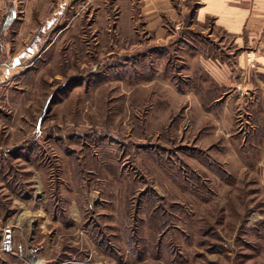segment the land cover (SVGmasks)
Instances as JSON below:
<instances>
[{
    "label": "rangeland",
    "instance_id": "rangeland-1",
    "mask_svg": "<svg viewBox=\"0 0 264 264\" xmlns=\"http://www.w3.org/2000/svg\"><path fill=\"white\" fill-rule=\"evenodd\" d=\"M141 5L0 0V238L44 264H264L262 120L186 64L208 27Z\"/></svg>",
    "mask_w": 264,
    "mask_h": 264
},
{
    "label": "crops",
    "instance_id": "crops-1",
    "mask_svg": "<svg viewBox=\"0 0 264 264\" xmlns=\"http://www.w3.org/2000/svg\"><path fill=\"white\" fill-rule=\"evenodd\" d=\"M179 8L174 0H142L137 17L157 25L179 22L184 15L199 24L202 31L208 27L209 39L217 44L213 56L195 49L187 53L186 62L191 57L195 70L207 75L206 80L217 89L212 102L225 104L234 98L246 113L245 118H258L262 120L260 127L264 126V0H194L193 4L186 1L184 10ZM164 30L151 31L154 39L168 37ZM230 132L223 131L226 139ZM227 142L230 144L229 139ZM15 261L0 254V264Z\"/></svg>",
    "mask_w": 264,
    "mask_h": 264
},
{
    "label": "built area",
    "instance_id": "built-area-1",
    "mask_svg": "<svg viewBox=\"0 0 264 264\" xmlns=\"http://www.w3.org/2000/svg\"><path fill=\"white\" fill-rule=\"evenodd\" d=\"M41 246H25L21 243H15L14 230L12 226L6 225L2 228L0 238V253L13 256L24 264H40L43 259L40 258Z\"/></svg>",
    "mask_w": 264,
    "mask_h": 264
},
{
    "label": "trees",
    "instance_id": "trees-1",
    "mask_svg": "<svg viewBox=\"0 0 264 264\" xmlns=\"http://www.w3.org/2000/svg\"><path fill=\"white\" fill-rule=\"evenodd\" d=\"M7 20H8V21H7ZM7 20H6V21H7V23H9V22H10V18H8ZM6 21H5V22H6Z\"/></svg>",
    "mask_w": 264,
    "mask_h": 264
},
{
    "label": "bare ground",
    "instance_id": "bare-ground-1",
    "mask_svg": "<svg viewBox=\"0 0 264 264\" xmlns=\"http://www.w3.org/2000/svg\"><path fill=\"white\" fill-rule=\"evenodd\" d=\"M40 264H44V263L41 262Z\"/></svg>",
    "mask_w": 264,
    "mask_h": 264
}]
</instances>
